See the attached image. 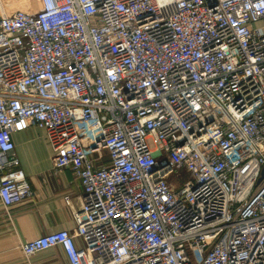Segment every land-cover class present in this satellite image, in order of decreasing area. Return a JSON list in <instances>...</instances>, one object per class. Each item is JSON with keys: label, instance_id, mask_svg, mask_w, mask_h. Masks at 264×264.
I'll list each match as a JSON object with an SVG mask.
<instances>
[{"label": "built area", "instance_id": "built-area-1", "mask_svg": "<svg viewBox=\"0 0 264 264\" xmlns=\"http://www.w3.org/2000/svg\"><path fill=\"white\" fill-rule=\"evenodd\" d=\"M39 3L0 17V201L9 213L33 195L13 139L24 125L84 193L75 232L22 253L264 264V0Z\"/></svg>", "mask_w": 264, "mask_h": 264}, {"label": "crops", "instance_id": "crops-1", "mask_svg": "<svg viewBox=\"0 0 264 264\" xmlns=\"http://www.w3.org/2000/svg\"><path fill=\"white\" fill-rule=\"evenodd\" d=\"M18 1L22 2L11 1L15 10H25L20 6H28L26 0L20 4ZM8 2L0 0V17L8 14L6 6L12 5ZM13 139L33 195L12 207L9 213L0 201V264H70L60 246L29 258L18 246L20 241L57 230L75 232L74 213L81 209L83 202L81 180L70 168L54 169L53 150L45 130L35 125H24L14 131ZM78 242L81 243L80 240Z\"/></svg>", "mask_w": 264, "mask_h": 264}, {"label": "rangeland", "instance_id": "rangeland-1", "mask_svg": "<svg viewBox=\"0 0 264 264\" xmlns=\"http://www.w3.org/2000/svg\"><path fill=\"white\" fill-rule=\"evenodd\" d=\"M10 2H8L9 4L11 3L12 4V2L11 1H14V0H9ZM20 1H24V0H20ZM34 1H36L35 2V5L34 6H37V8L35 9V10H38V9H40V3H39V0H34ZM22 2H19L18 1V3L17 4H20V3H22ZM27 3H28V1H26ZM1 4H3V1H1ZM14 5L15 4H12L11 6L10 5H7L6 6V12L9 14L10 12H12L13 10H15V7H14ZM26 7H23L25 10L26 9H28L27 8V5H25ZM28 6H29V3H28ZM14 7V8H13ZM16 8H18V7H16ZM21 8V7H20ZM178 173H180V174H178ZM185 175H187V173H186V171L184 170V169H182V170H180L179 172H177V173H174L171 177H170V181H172L175 185H176V187H179L180 185H182L181 184V176H182V179L183 180H186L187 179V176H185Z\"/></svg>", "mask_w": 264, "mask_h": 264}, {"label": "bare ground", "instance_id": "bare-ground-1", "mask_svg": "<svg viewBox=\"0 0 264 264\" xmlns=\"http://www.w3.org/2000/svg\"><path fill=\"white\" fill-rule=\"evenodd\" d=\"M26 1H28V3H29V6H27V8H28L27 10H35L37 8V6H34L36 1H34V0H26ZM20 7L23 8L24 6H20Z\"/></svg>", "mask_w": 264, "mask_h": 264}, {"label": "water", "instance_id": "water-1", "mask_svg": "<svg viewBox=\"0 0 264 264\" xmlns=\"http://www.w3.org/2000/svg\"><path fill=\"white\" fill-rule=\"evenodd\" d=\"M263 173H264V171H263Z\"/></svg>", "mask_w": 264, "mask_h": 264}]
</instances>
